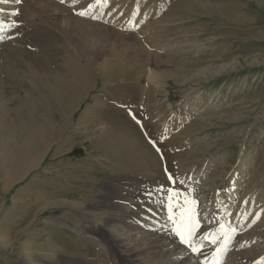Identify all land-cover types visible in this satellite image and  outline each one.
Segmentation results:
<instances>
[{"label": "rangeland", "instance_id": "374dc122", "mask_svg": "<svg viewBox=\"0 0 264 264\" xmlns=\"http://www.w3.org/2000/svg\"><path fill=\"white\" fill-rule=\"evenodd\" d=\"M0 6L14 24L0 38L7 121L23 114L29 71L50 79L71 59L126 52L117 87L94 74L7 185L0 152V264H264V0ZM189 208L199 252L175 231Z\"/></svg>", "mask_w": 264, "mask_h": 264}, {"label": "bare ground", "instance_id": "6f19581e", "mask_svg": "<svg viewBox=\"0 0 264 264\" xmlns=\"http://www.w3.org/2000/svg\"><path fill=\"white\" fill-rule=\"evenodd\" d=\"M12 1L13 0H9V2ZM0 9H2V11H0V38H1L7 25L9 24L7 18L8 14H6L9 9L8 7L5 6H0ZM117 47H119V45ZM110 52H112V55L110 56L111 58L110 61H106L105 59H103L102 61H98L97 63H95L93 61L80 60V58L77 59L80 61H77L75 59H71L70 62H68L67 60H66L67 62L63 61V63L65 62L63 64L65 65L63 66L62 69L63 71L60 70L61 72H56L52 74L50 79L48 78L49 80L47 79V76L46 78L41 77L36 75V73L33 70L29 71L25 79L26 82L28 83L27 87L29 86L31 90L30 88H28L29 90L28 89L27 90L30 91L29 94L26 93L27 97L24 95V97H26L25 104L23 102L24 105H22V107H24L23 108L24 110H22L20 106V109L23 111V114L22 113L20 114V112L17 111L16 114L20 115V117L19 118L14 117L11 118L10 121H7L5 118L7 109L6 107L1 106L0 152L2 153V159H3L2 161L5 164V166L7 164L9 165V169L7 170L8 175L5 178L6 185L16 180L23 172V170L34 167L38 158H40V155L42 154L43 147L52 139L53 136H56V134L59 135L60 131L62 130L60 124L68 123V118L70 113L72 112L71 110L74 106V103H76L77 101L80 102L81 99L84 97V94H86L89 88H91L92 84L94 83L92 78L94 74L100 76L99 78H101L103 85H109L110 87L113 88L117 87V85L122 80L121 76H119V72H121V69L124 66L122 62L126 59V52L123 49L121 51L116 52L115 48L112 49V51ZM99 58L102 59L101 55L99 56ZM136 58L134 59L135 60L134 62L136 66H138L140 61L139 58L138 60ZM142 60L144 59L142 58ZM119 65L120 68L117 67ZM132 76L134 77V75ZM129 105L135 106L133 102H130ZM114 107H118V106L116 105ZM95 120L97 121V119ZM106 130L105 132H108ZM118 130L115 129V131ZM4 131H8L9 136L7 135V137H5V135L2 134ZM107 141L109 142L110 140L108 139ZM109 143H107V145ZM108 152L106 154H108ZM112 169L118 170V167L114 165ZM236 188L238 189L239 187L237 186ZM242 217L243 214L240 213L238 216L233 218V220L236 223H240ZM240 224H235V225L238 226L239 228ZM228 230H232V229H228ZM221 252L223 251L220 250L217 252V254L216 253L213 254L212 260L213 261L215 260V263L220 262L221 259L224 257Z\"/></svg>", "mask_w": 264, "mask_h": 264}, {"label": "snow or ice", "instance_id": "6c2138e0", "mask_svg": "<svg viewBox=\"0 0 264 264\" xmlns=\"http://www.w3.org/2000/svg\"><path fill=\"white\" fill-rule=\"evenodd\" d=\"M9 0H0V3H8ZM16 3H19L20 0H15ZM63 2V0H62ZM89 7H91V5H89ZM0 11H2V9H0ZM14 15H18V12H14ZM80 15H84V12H80ZM14 24H10L8 25V27H13ZM169 179H172V177L170 176ZM169 200H172V197L169 196ZM187 203V202H186ZM192 203L194 204L195 201H192ZM169 212L172 213V204H169ZM173 215L171 214L169 216V219H173ZM194 213H192L191 209H186L185 211H182L180 214V219L179 221H173L176 224V228L175 231L177 233V235L180 237V240L182 243L184 244H188L191 248L193 252H199L200 249L193 246L192 245V236L196 230V228L199 226V222L194 220ZM223 228V226H221ZM213 242H215V239L213 240Z\"/></svg>", "mask_w": 264, "mask_h": 264}]
</instances>
